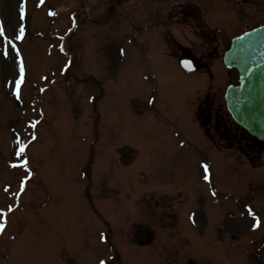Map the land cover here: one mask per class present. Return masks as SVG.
I'll return each instance as SVG.
<instances>
[{
    "label": "rangeland",
    "instance_id": "obj_1",
    "mask_svg": "<svg viewBox=\"0 0 264 264\" xmlns=\"http://www.w3.org/2000/svg\"><path fill=\"white\" fill-rule=\"evenodd\" d=\"M82 1L86 8L81 0H0V20L13 45L0 43V223L8 213L0 237V264H74L65 259L66 253L78 264H100V257H111L109 247L101 243L107 230L95 214L97 220L92 217L85 192L90 185L84 175L91 150L95 156L90 196L107 221L117 222L115 232L120 233L127 225L129 205L122 206L128 188L119 180L125 169L134 173L133 166L121 163L124 146L130 144L141 153L142 160L148 161L149 174L163 171V163L156 162L160 146L177 139L170 126L193 140H206L195 119L193 100L209 90V102L214 101L213 122L216 116L218 122L229 121L228 116L218 114L226 115L220 100L228 80L224 67L214 64L212 79L208 73H184L171 57L178 50H174L172 38L190 54H199V50L208 54L210 50L200 44L202 37L207 38L206 31L199 28L217 30L225 45L243 29L264 21V12L256 14L253 6L237 10L234 0H117L139 31L134 38V31L111 10L113 0ZM194 5L201 7V19L194 17L198 23L183 15L197 8ZM21 8L26 16L21 15ZM77 14L81 17L69 39L75 63L69 79L60 82L68 61L61 56L60 45ZM21 27L25 29L23 40L18 39ZM130 40L146 45V54L130 45ZM14 48L20 49L15 59ZM121 53L127 57L120 66ZM21 56L25 79L18 97L15 84L20 79ZM146 57L152 62L155 83L144 77ZM89 77L100 81L104 90L96 103L100 91L86 82ZM230 77L236 80V75ZM95 110L101 118L97 135ZM198 119L203 122L201 116ZM21 142L27 145L24 154L19 152ZM25 159L31 172L23 166ZM210 161L215 181L224 192L240 195L249 190V180L264 183V169L240 167L235 160L224 161L216 155ZM253 188L257 190L255 185ZM196 211L193 237L189 244H179L187 249L179 251L181 254L189 255L195 264H239L240 259L241 264H253L258 233L233 229L231 219L223 217L226 235L220 234V226H214L208 250L205 223L202 214L198 215L200 209ZM116 246L126 250L121 239ZM139 253L147 254L148 249ZM154 255L152 261L159 264V253ZM132 260L139 264V257ZM114 264H123V259Z\"/></svg>",
    "mask_w": 264,
    "mask_h": 264
},
{
    "label": "flooded vegetation",
    "instance_id": "obj_2",
    "mask_svg": "<svg viewBox=\"0 0 264 264\" xmlns=\"http://www.w3.org/2000/svg\"><path fill=\"white\" fill-rule=\"evenodd\" d=\"M249 1L239 0L242 4ZM208 124L210 123L206 124L209 139L206 143L204 142L203 146L200 144L201 141L193 140L189 137L182 140L168 141L171 144L161 145L160 154L156 158V162L163 163L161 165L163 171H157L151 174L152 177H148V172L145 170L147 169L145 165L148 161L142 160V169L145 171L135 173L133 177L130 174H125L119 180L120 185L125 183L128 188V191L123 196L124 204L122 205H129L126 210L127 217L124 220L127 225L123 231L118 233L115 232L116 221L109 220L106 223L109 232V247L112 254L110 264L117 263L120 259L119 250L115 246L118 239L123 240L124 245H126V250L120 248L125 254L122 257L123 264H134L132 259L137 257H139V264H145V258L148 257L154 260V254L156 253L160 255L156 259L159 264H191L187 254H181L179 248L184 251L186 247L182 249L183 245L189 244L190 238L193 237L191 231L198 220L197 209H200L198 215L202 214V220L205 223L203 237L210 245L207 246L208 250L211 247L212 228L214 226H220V230H222L220 234L226 235L227 221L222 219L223 217L231 219L229 224L232 225L233 229L241 225H255V221L250 219L251 215L247 208L249 206L259 216L263 215L264 217V213L259 211V209H264V192H254L251 182H249L250 188L248 192L240 195L224 192L219 184L216 183L210 163L212 156H219L221 160L226 161L236 159L234 152H238L236 150L224 151L222 148L213 150V143L216 141L210 134ZM235 129L240 131L237 127ZM229 137L230 142L237 145V149L243 151L244 155L242 154V156L244 158L255 163L264 155L263 143L250 138L247 141L240 142L238 134H230ZM124 148L120 160L125 167H128L132 163L127 157V153L130 150L127 149L128 146L126 145ZM165 150L167 152H164ZM205 164L208 165L207 169L204 167ZM136 177L139 180V189L133 190L134 187L131 181L136 179ZM114 179V183L118 184L116 178ZM151 185L153 188L149 187ZM132 192H136V194L133 195ZM116 199L113 193L114 204L117 203ZM229 201L232 203H228ZM92 204L98 208L94 198L92 199ZM114 204L112 205L113 207ZM232 209H235L236 213H233ZM140 216L144 220L139 219ZM153 225H157V228L161 232L164 231L165 234L157 235ZM180 237L181 239H179ZM153 245H156V251H148L147 254L139 253V251L151 248ZM176 246L177 249L175 250ZM263 263L264 248L257 249L253 255V264ZM206 264L209 263L207 262ZM236 264L238 263L236 262Z\"/></svg>",
    "mask_w": 264,
    "mask_h": 264
},
{
    "label": "water",
    "instance_id": "obj_3",
    "mask_svg": "<svg viewBox=\"0 0 264 264\" xmlns=\"http://www.w3.org/2000/svg\"><path fill=\"white\" fill-rule=\"evenodd\" d=\"M64 50L68 52L67 45ZM225 63L240 73V86L227 91L229 111L251 135L264 140V27L236 38Z\"/></svg>",
    "mask_w": 264,
    "mask_h": 264
},
{
    "label": "snow or ice",
    "instance_id": "obj_4",
    "mask_svg": "<svg viewBox=\"0 0 264 264\" xmlns=\"http://www.w3.org/2000/svg\"><path fill=\"white\" fill-rule=\"evenodd\" d=\"M25 2H26V0H25ZM41 3H43V0H41ZM20 11H21V15L22 16H26V12H25V9L24 8H21ZM19 33L20 34L18 36V39L23 40L24 39V36H25V29L23 27H21L19 29ZM0 37H3V41L0 42V43H3L4 45H7V46H13L12 45V41H10L9 38H8V36L5 34L4 23H3L2 20H0ZM19 52H20V49L19 48H14V51L12 53L13 59H15L16 55L19 54ZM8 54L9 53H8L7 47H5L4 48V55L7 56ZM186 66L187 67H191L190 62L189 63H186ZM24 71H25V68H24V60H23V57L21 56L20 57V63H19L20 79L15 84L16 95L18 97L20 95V85L24 83V79H25V77H24ZM26 148H27V145L26 144H23L21 142V146H20V149H19L20 154H24ZM23 166L25 168H28L29 169V172H31V169L29 168L27 159L24 160ZM204 167H205V169H207L208 168V165L205 164ZM206 179H207V177H206ZM248 211H249V213L252 214V216H254L256 218L254 227L259 228L261 226L260 216L257 214V212L253 211V209H252L251 206L248 207ZM259 211L261 213H264V209H260ZM7 216H8V213L5 212L4 213L5 219H4V221L2 223H0V237H2V235L4 234L5 225L7 224ZM102 238L105 239V240H107V237H102ZM101 264H107V262L106 261H102Z\"/></svg>",
    "mask_w": 264,
    "mask_h": 264
}]
</instances>
